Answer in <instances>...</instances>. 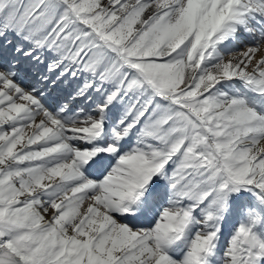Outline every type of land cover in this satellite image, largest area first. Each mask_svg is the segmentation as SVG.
Returning a JSON list of instances; mask_svg holds the SVG:
<instances>
[{"label":"snow or ice","instance_id":"obj_1","mask_svg":"<svg viewBox=\"0 0 264 264\" xmlns=\"http://www.w3.org/2000/svg\"><path fill=\"white\" fill-rule=\"evenodd\" d=\"M0 264H264V0H0Z\"/></svg>","mask_w":264,"mask_h":264},{"label":"rangeland","instance_id":"obj_2","mask_svg":"<svg viewBox=\"0 0 264 264\" xmlns=\"http://www.w3.org/2000/svg\"><path fill=\"white\" fill-rule=\"evenodd\" d=\"M240 47H243V45H241ZM259 54V53H258ZM258 54H257V56H258Z\"/></svg>","mask_w":264,"mask_h":264},{"label":"bare ground","instance_id":"obj_3","mask_svg":"<svg viewBox=\"0 0 264 264\" xmlns=\"http://www.w3.org/2000/svg\"><path fill=\"white\" fill-rule=\"evenodd\" d=\"M261 55V53L258 54V56Z\"/></svg>","mask_w":264,"mask_h":264}]
</instances>
